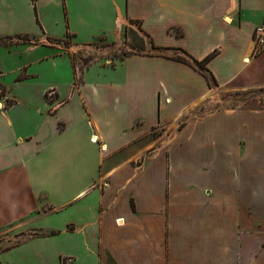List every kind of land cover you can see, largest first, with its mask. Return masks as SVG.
I'll list each match as a JSON object with an SVG mask.
<instances>
[{
    "label": "crops",
    "instance_id": "crops-1",
    "mask_svg": "<svg viewBox=\"0 0 264 264\" xmlns=\"http://www.w3.org/2000/svg\"><path fill=\"white\" fill-rule=\"evenodd\" d=\"M128 21L156 49L79 78ZM263 22L264 0H0V193L67 214L44 234L70 250L0 239V264H264V108L196 115L212 86L176 59L262 89Z\"/></svg>",
    "mask_w": 264,
    "mask_h": 264
},
{
    "label": "rangeland",
    "instance_id": "rangeland-1",
    "mask_svg": "<svg viewBox=\"0 0 264 264\" xmlns=\"http://www.w3.org/2000/svg\"><path fill=\"white\" fill-rule=\"evenodd\" d=\"M132 25H124L122 32L113 42H96L93 46L83 47L82 50L73 54L72 59L77 65L76 72L78 76L83 70L93 64L111 66L116 61L130 54H148L152 51L148 40L138 32V25L127 22ZM143 40L142 48L138 45ZM66 46V44H64ZM81 76V75H80ZM79 76V78H80ZM264 89V88H262ZM52 97L46 98L52 100L56 95L55 90ZM14 103V102H13ZM12 105V101H11ZM10 105V106H11ZM264 108V90L257 89L242 92L222 91L216 86H212L208 98L205 100V107L200 106L196 109V115L231 108ZM194 113V114H195ZM4 189V187H1ZM49 204L38 197L35 202L29 203L22 198L8 196L7 192L0 193V239L16 244L33 242L35 244H46L57 249L62 247L63 252L70 251L65 242V236L61 233H54L53 236H47L44 233L50 229L60 231L64 221L69 216L62 213H48ZM27 208L34 209L32 214L22 216ZM118 225V224H117ZM7 239V240H6ZM64 248V249H63ZM65 255V254H64ZM64 257V256H63Z\"/></svg>",
    "mask_w": 264,
    "mask_h": 264
},
{
    "label": "built area",
    "instance_id": "built-area-1",
    "mask_svg": "<svg viewBox=\"0 0 264 264\" xmlns=\"http://www.w3.org/2000/svg\"><path fill=\"white\" fill-rule=\"evenodd\" d=\"M253 40L256 46V53H260L264 51V22L255 27L253 32ZM57 43V42H56ZM2 73L0 72V111L5 110L7 107L11 105V100L7 95L6 90L3 88L1 84ZM45 95L48 97H52L54 95V91L52 88H48L45 92ZM92 142H97V137L91 138ZM120 220H116V224H119Z\"/></svg>",
    "mask_w": 264,
    "mask_h": 264
},
{
    "label": "trees",
    "instance_id": "trees-1",
    "mask_svg": "<svg viewBox=\"0 0 264 264\" xmlns=\"http://www.w3.org/2000/svg\"><path fill=\"white\" fill-rule=\"evenodd\" d=\"M132 23H135V24H138L137 22H132ZM143 40L141 39V44L138 45L139 47L142 48L143 46ZM149 43V46L152 50H155L156 48L154 47L153 43L149 40L148 41ZM185 55V54H184ZM186 56V55H185ZM213 55H210L208 57H206L204 60L200 61V62H197L195 60H187L186 58H181V57H176V59L180 60V61H183V62H186L188 63L189 65L193 66L196 70H198L199 72H201L206 80L208 81V83L211 85V86H214V80L212 78V76L207 72L206 68H205V65L206 63L211 59ZM261 90H264V89H261Z\"/></svg>",
    "mask_w": 264,
    "mask_h": 264
}]
</instances>
